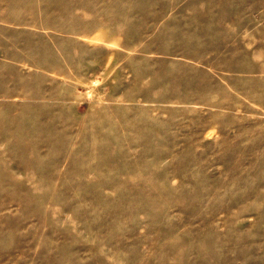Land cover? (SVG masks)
Segmentation results:
<instances>
[{"label":"rangeland","instance_id":"rangeland-1","mask_svg":"<svg viewBox=\"0 0 264 264\" xmlns=\"http://www.w3.org/2000/svg\"><path fill=\"white\" fill-rule=\"evenodd\" d=\"M0 264H264V0H0Z\"/></svg>","mask_w":264,"mask_h":264}]
</instances>
